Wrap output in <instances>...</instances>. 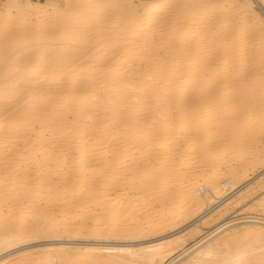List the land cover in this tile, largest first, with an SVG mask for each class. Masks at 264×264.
<instances>
[{
    "label": "bare ground",
    "instance_id": "bare-ground-1",
    "mask_svg": "<svg viewBox=\"0 0 264 264\" xmlns=\"http://www.w3.org/2000/svg\"><path fill=\"white\" fill-rule=\"evenodd\" d=\"M12 1L13 5L0 15V20L11 21V26L23 16H37L41 21L52 10L47 4L23 5L20 0ZM149 1L64 0V10L60 8L59 15L64 19L69 16L71 22L59 25V43L43 51L38 48L23 53L25 58L20 57L22 41L0 37L2 250L39 238L58 237L67 231L80 232L90 212L97 213L91 224L98 236L105 234L107 240L133 235L138 229L135 223V229L121 230L120 219L112 220L110 216L109 225L105 221L108 209L122 210L130 216L131 206H119L114 200L108 204L102 199L118 188L127 194L125 191L134 187V180L140 186L136 194L141 199L156 194L158 180L164 182L172 177V182L180 186L183 182L178 180L177 171L185 158L178 165H169L170 156L180 152H188L191 163L199 169L226 163L223 146L228 140V114L233 111L236 119L243 121L248 108L264 105L260 91L264 89V52L249 47L254 39H262L258 38L257 28L247 24L232 31L224 28L226 32L218 38L217 32L211 33L217 26L216 20L205 22L201 35L188 41L190 46L183 38L187 36V25L196 22L191 19V11L203 8L206 1ZM260 1L245 0L238 15L243 18L246 12L255 14L253 7ZM174 4H180L179 8H173ZM237 4V0H219L217 6L229 15ZM176 21L180 24L177 31L153 39L155 32L163 33L162 28ZM18 43L19 51L15 50ZM179 43L182 49H175ZM34 45L32 40H26L24 46ZM235 46L240 47L238 53ZM161 53L169 55L164 58ZM42 68L50 71L44 74ZM205 104L210 114L203 107ZM260 128L264 126L261 124ZM211 133L220 147L218 151H210L197 141L203 137L210 142ZM19 141L23 142L22 149ZM143 155L146 158L139 163L138 158ZM231 172L230 177L220 180V170L215 169L203 183L207 186L204 193L197 189L194 179L187 191L174 197L196 205L204 201L206 208L198 220L206 219L240 198L242 188L249 187L250 179L238 185L234 182L242 170ZM212 184H218L220 189ZM74 222L77 229L73 228ZM238 224L253 226L241 231L251 237V243L227 248L217 257L211 244L215 246L217 239L227 234L226 230ZM196 227L194 224L188 231ZM180 237L175 239L182 241ZM212 238L216 239L208 245L204 242L192 246L188 264H264V218L226 222L209 240ZM160 239L105 251L114 253L110 264H161L169 255L164 250L170 240ZM37 251L46 257L29 264H80L77 260L83 258L87 264H102V249L95 246L82 251L64 246ZM77 252L83 257L75 258ZM212 256L213 259L204 260Z\"/></svg>",
    "mask_w": 264,
    "mask_h": 264
},
{
    "label": "rangeland",
    "instance_id": "rangeland-1",
    "mask_svg": "<svg viewBox=\"0 0 264 264\" xmlns=\"http://www.w3.org/2000/svg\"><path fill=\"white\" fill-rule=\"evenodd\" d=\"M20 1H22L23 5L47 4L48 7L51 8L52 10H48L46 12L47 14H45L46 16L44 17L45 19L43 18V20L41 21H40L41 18L37 16L35 17L33 16V18H30V19L23 16V17L17 18L16 25L11 26V21L4 22L0 20V37L2 38L5 37L8 39L15 38L17 39L16 41L18 42L22 41L21 48L19 47L20 45L18 43V46L15 49L19 51V48H20V51H23L20 55H22L23 53L24 55L29 54L33 49L38 50L39 48V50L43 51L44 48L57 45L59 43L58 30L60 29V26L63 24H70L69 22H71L69 19L70 18L69 16H67L69 18L65 17L66 19H64L62 15H59V13L61 12V9L64 10L63 9V7L65 6V4L63 3L64 0H20ZM143 1L150 2L149 0H143ZM205 1L207 4L206 6H204L203 8H194L197 11H195L194 9H193L194 11L193 10L191 11V13L194 14V16L191 17V19H195L196 22L195 23L190 22L191 24L189 23L187 25L186 30L184 29L187 35L186 37L183 38L185 42L189 43L190 45L191 42H188V41L192 39V42H193L196 38H198L201 35L202 30L205 27L204 25L205 22L209 23V22H214L213 20H216L214 23H216L218 27L217 26L213 27L215 31L212 30L213 32L211 33L214 34L217 32L216 35L218 36V38L222 37V34L226 32L224 30L227 28H228L227 30H230L231 28V31H232L233 29L234 30L238 29V26L240 28L243 24H247V25H250L251 27L257 28L256 31L258 33L257 35H259L258 38L259 39L262 38V39H260L261 41H257L256 39H254L251 42V44H249V47H251V49L257 48L259 53H261L260 51L264 52V45H262V43H264V22H262L264 21V0H261L259 4H256V6L253 7L254 10L256 11L255 14L251 12H248V13L246 12L244 13L243 18H241L242 16L240 17L238 15V12L241 11V7L243 6L242 4L244 3L245 0L244 1L237 0L238 4L236 8L238 10L237 9L233 10V12L230 13L229 15H226L225 13H223L221 9L217 6V3L219 0H205ZM11 5H13L12 0H0V15H2L6 9H9ZM173 6H174L173 8L178 9L180 4L179 5L174 4ZM203 12L205 13L203 14ZM196 15L199 16V17L197 16L198 18H200L199 20L198 18L196 19ZM179 25L180 24L178 23V21H176V23L173 22V24L165 26L167 30H165L166 28L164 27L162 28L163 33L158 34L157 32H155L153 35L154 37L153 39L154 40L157 38L159 39V37L161 36L163 37L165 33H169V31L171 32L177 31L178 29L177 27H179ZM257 25L259 26L261 25V26L258 28L256 27ZM195 28L198 30H195ZM219 28H220V31H218ZM26 40H32V42L35 43L34 47L27 48L26 46H24ZM227 40L229 41V38ZM166 44L167 42H164L163 45L164 47L167 48L168 44L167 46ZM179 45H177L178 47L175 49L180 50V48L182 47L181 46L182 44L179 43ZM239 49H240L239 46H235V51H237L236 53H238ZM17 51L14 52L15 55H17L16 53ZM166 55L167 56L161 53L160 56H164L165 58V57H168L169 54H166ZM20 57L25 58L26 56L22 55ZM262 58L264 57H261V59ZM44 70L45 69H43V71ZM46 70L45 72H43L44 74L50 71L48 69L46 72ZM3 87L8 88L9 85H6V87L4 85ZM260 91L262 94H264V89ZM262 106L264 105H260V106L255 105L253 107H250L251 109L248 108L249 109V110L247 109L248 111L247 110L246 112L243 111L244 112L243 114L245 115L248 114L244 118L243 121L242 119L241 120L236 119V114L233 111H230V114H228V117L226 118L228 125L226 126V131H225V134L228 140L226 141L227 143L225 144V146H223L226 148V154H225L226 163H219L216 166H205V167L200 168L202 170L201 171L195 163L193 162L191 163L190 160L192 159V156L190 157V154L188 152H184V154L180 152L183 154V155L181 154L182 156L180 155V153H177L178 155L174 154L170 156L171 162L169 164V165H178V163L181 162L180 159H183V157L185 158L182 160L181 164L179 163V167L177 171L178 180H181V182H183L180 186L172 182V177H171V180L166 179L164 180V182L163 181L160 182V180H158L156 187H158L159 189L156 191V194L154 196H151L150 198L141 199L136 194L140 186L137 180H134L133 181L134 187H130V189L126 190L125 191L127 192V194L125 193L126 195L124 194L123 190L118 188V190L116 189L115 192H111L110 196H107L108 198L105 197L104 199H102L108 204L114 200V202L118 203L119 206L126 205V204L128 206H131L132 215L130 216L126 215V213H124V211L122 212V210H119V212L118 211L115 212L116 210L108 209L109 211L107 210V212L109 214L105 212V215H106L105 219L107 218L105 221L109 225L112 223L110 216H112V220L120 219L121 221L120 220L119 221L121 224L120 226L121 230L133 229L134 228L133 225L135 223L138 229L134 228L135 232L133 235L126 234L127 236L124 235L126 237H123V239L117 236V237L108 238L107 240L106 238H104L105 234L98 236V233L93 232V227L91 224V222L95 219L94 215H96L97 213L90 212L85 217L86 224L84 226V229L81 230L82 232L81 231L79 232L78 230L77 231L79 233L77 231L73 233L71 231H67L68 233L66 232L65 234L58 235V237L39 238L37 240H32L30 242L15 246L14 248H11L7 251L2 250L0 247V264H29V262H31L32 260L40 261L44 259V257L46 256L45 254H42L41 252L35 253V251L37 250L40 251L41 249L46 250V248H54V247H60V246L77 247L78 249H80V251H82V249L87 246H95V247L101 248L102 252H100V257L102 258L100 259V261H102V264H110L109 258L114 256V253L112 251L111 252L105 251V249H109V248L111 249V248H116L120 246H127V247L139 246L147 242H156L160 238H161L160 240L164 238L163 240L169 239L172 242L171 244V242L169 241V246L164 250V253L165 254L169 253V255L166 257L164 262L161 264H188L190 262L189 258L192 256L191 254L193 253V252L192 253L190 252L192 249V246L193 248H195L196 246L204 242L207 243V245L209 242L212 243L216 238L215 239L212 238L211 240L209 239L213 235L214 231H216V229L222 224L226 222H236L245 217L264 218V129L260 128L261 124L262 126H264V116H262L264 115V113H262L264 111H261V110H264V107ZM203 107H207L205 108L207 110V114L208 113L210 114L208 105L205 104L203 105ZM249 115L253 119L256 118V120H253ZM257 120H259L260 122ZM212 135H213V139L210 140V142L206 141L205 138L203 137H200L199 139H197V141L200 142L201 146H204V147L207 146L210 151L211 150L218 151L220 147L218 146V143L215 142L214 134ZM19 142H20L18 143L19 148L21 146L20 149H22L23 142L22 141H19ZM179 145H182V143H179ZM3 151L5 152L6 150H3ZM188 157H190L191 159ZM145 158L146 156L144 155L142 156V158L140 156L138 158L139 163H142ZM188 160H189V163H188ZM243 161L245 163L240 164ZM215 169L220 170V175L222 176L220 180L230 177L232 174L231 172L232 169H236L238 171L242 170V173H240L241 175L240 174L237 175V178L234 180L235 184L238 185L246 181L247 179H250V185L249 187L245 189L242 188L241 192L243 193L240 195V198L236 199L231 204H229L228 206H225V208H222L218 212L213 213L208 218L206 219L204 218L199 221L198 219L200 218L199 217L200 213L206 208L205 202L200 201L197 204L198 205L197 206L196 204H193V203L182 202L178 197H174V196L182 193L183 191H187L189 188L188 186L190 185V182L192 183L194 179L197 180V189L200 190L201 193H204V191H206L207 186H205L203 183L206 182L205 179H207L208 175L212 173ZM191 173L193 177H190ZM118 176L116 177L118 178ZM212 186L213 188L220 189L218 184H212ZM137 198L139 199V201ZM4 209L6 210V208ZM178 211L179 212L181 211L182 213H178ZM56 214L58 215L57 217H59L58 212ZM74 224L75 225L73 226V228L77 229V227H79L78 224H76V222H74ZM194 224H197V227L188 231V229H190L192 225ZM140 226H142V228ZM251 227L253 226L247 227L245 226V224H238V225H235L229 228L230 230L229 229L226 230L225 232H227V234L217 239L218 242L215 245L216 249H215V246L211 244V246L213 247L211 248L214 249V252L216 253L217 257L218 255H221L224 252H226V250L228 251L227 248L232 250L233 247H241L243 245L250 244L252 241L251 237L243 235L241 231H243L245 228H251ZM92 232L94 235L91 236L90 234H92ZM180 235H181L180 240L182 241L176 240L175 238ZM67 236L69 237L66 238ZM196 243L197 244L199 243V244L197 245ZM225 244H227L228 246L225 247ZM205 246L206 244L202 246V248H204ZM219 250L220 251L222 250V251L220 252ZM74 255H75L74 256L75 258L83 257L82 256L83 254L81 252H77ZM207 259L211 260L213 259V256L211 258L209 257L204 258V260H207ZM179 261H182V262L180 263ZM77 262H80V264H87V262L85 261V258H83L80 261L77 260ZM40 264H49V263H44L43 261ZM138 264H144V262L141 261V263H138Z\"/></svg>",
    "mask_w": 264,
    "mask_h": 264
}]
</instances>
